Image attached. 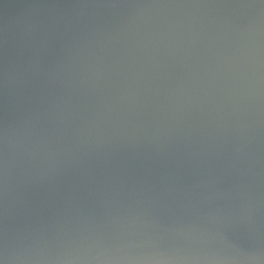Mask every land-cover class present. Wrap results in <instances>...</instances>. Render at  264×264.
Returning <instances> with one entry per match:
<instances>
[{
	"label": "water",
	"instance_id": "95a60500",
	"mask_svg": "<svg viewBox=\"0 0 264 264\" xmlns=\"http://www.w3.org/2000/svg\"><path fill=\"white\" fill-rule=\"evenodd\" d=\"M0 264H264V0H0Z\"/></svg>",
	"mask_w": 264,
	"mask_h": 264
}]
</instances>
